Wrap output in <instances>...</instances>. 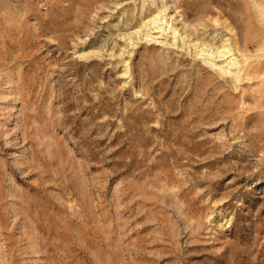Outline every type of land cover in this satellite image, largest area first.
Wrapping results in <instances>:
<instances>
[{
  "label": "rangeland",
  "instance_id": "rangeland-1",
  "mask_svg": "<svg viewBox=\"0 0 264 264\" xmlns=\"http://www.w3.org/2000/svg\"><path fill=\"white\" fill-rule=\"evenodd\" d=\"M0 264H264V0H0Z\"/></svg>",
  "mask_w": 264,
  "mask_h": 264
},
{
  "label": "bare ground",
  "instance_id": "bare-ground-1",
  "mask_svg": "<svg viewBox=\"0 0 264 264\" xmlns=\"http://www.w3.org/2000/svg\"><path fill=\"white\" fill-rule=\"evenodd\" d=\"M164 18V17H163ZM165 22V20H163L162 18H160V19H155L153 22H152V24H154L155 26H154V28H159V30L160 29H162L163 28V23ZM150 25V24H149ZM151 31V30H150ZM231 44V43H230ZM229 43H225L216 53H214V51H210L211 53H209V55H210V58L211 57H213V56H215V55H217V56H219V57H225L224 58V61L226 62V63H228L230 66L232 65H237V61L238 60H236L237 58H233L232 56L234 55L233 53V49H232V46L230 45ZM201 50V49H200ZM202 53H206V52H204V51H206L205 50V48H203L202 50ZM209 52V51H208ZM201 53V54H202ZM208 55V54H207ZM216 56V57H217ZM209 58V57H208ZM229 59V60H228ZM211 60H213V59H211Z\"/></svg>",
  "mask_w": 264,
  "mask_h": 264
}]
</instances>
